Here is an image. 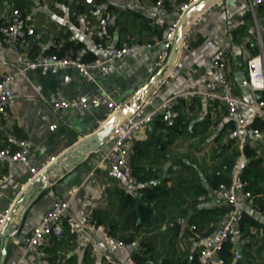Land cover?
Listing matches in <instances>:
<instances>
[{
	"label": "crops",
	"instance_id": "obj_1",
	"mask_svg": "<svg viewBox=\"0 0 264 264\" xmlns=\"http://www.w3.org/2000/svg\"><path fill=\"white\" fill-rule=\"evenodd\" d=\"M40 1L39 7L34 0H0V23L24 18L34 29V35L25 42L31 55L63 53L88 45L92 39L98 38L100 17L107 13L112 17L110 32L116 44L134 50L116 59L110 73L93 71V80H88L72 68L36 69L18 76L10 84L21 97L15 107L0 115V146L5 144L7 133L14 132L28 140L33 166L38 167L51 157H59L48 170L27 183L18 197L19 185L26 182L29 170L20 163H8L0 158V176L10 171L13 177L0 185V209L10 202L14 203L0 237V264H17L20 259L22 264H129L127 252L100 232L89 233V238L97 244V252L90 245L80 244L66 234L61 239H44L40 249L46 257L39 259L26 252L22 242L39 225L52 199L55 196L65 197L73 191L75 197L70 212L76 220L86 223L91 217L97 226L103 227L109 234L113 231L115 235L112 236L122 240L121 237L134 234V231L125 229L124 215L120 210L121 193L133 196L141 204L145 203L144 190L155 187L166 192L160 199L148 203L157 221L148 231L143 228L138 232L139 237L134 241L139 244L141 238L151 239L160 254L159 259L167 257L182 263L194 255L198 257L199 237L214 226L216 230L213 232L219 233L223 222L215 224L204 215V218L199 217V220L205 219L202 229L200 224L190 223L200 212L217 208V204L224 199L222 191L205 192L207 178L214 170V163H206V157L214 159L219 149H223L224 143L219 136L225 133L224 125L231 121L223 109L204 98H197L193 104L182 106L180 119L173 129L159 127V120L143 129L133 148L138 185L132 186L120 173L101 164L111 149L110 138L98 152L90 154L71 169L67 168V164L72 157L62 156L78 141L100 130L112 117L109 116V109L70 110L61 119L52 110V103L106 91L113 93L117 100L129 99L130 105L150 92L177 59L183 63V68L164 89L161 98L184 91L203 90L211 79L209 61L212 55L227 43L228 15L235 23V40L228 58L235 81L234 74L242 70L246 75L248 60L260 50L257 23L264 40V7L254 17L246 12L245 0H226L222 9L205 15L192 27L183 46L180 39L186 22L182 20L171 51L173 54L176 49L175 59L172 56L164 67L156 68L155 60L160 49L157 42L164 39L167 28L177 20L174 6L188 0H166L168 10L165 13L152 9L155 0H96L92 5L84 0ZM204 1L190 9L186 19L197 14L195 12ZM149 44L151 47L147 46ZM91 53L95 56L93 49ZM4 61L9 65H4ZM14 61L12 53L0 47V78L14 71ZM236 87L237 92L250 102L261 99L259 93H244L238 85ZM160 102L158 100L148 109ZM259 119L262 120L259 112L249 110L241 122L253 128V123ZM252 137L250 145L263 155L264 140L259 136ZM236 140L235 134L234 148ZM193 156L201 157L205 162L197 164ZM245 164V157L240 155L233 179L239 178ZM238 195L240 204L245 207L241 190ZM98 221L101 224H97ZM140 222L138 219L137 223ZM261 236L259 234L257 238ZM235 242L242 246L241 241Z\"/></svg>",
	"mask_w": 264,
	"mask_h": 264
},
{
	"label": "built area",
	"instance_id": "obj_2",
	"mask_svg": "<svg viewBox=\"0 0 264 264\" xmlns=\"http://www.w3.org/2000/svg\"><path fill=\"white\" fill-rule=\"evenodd\" d=\"M34 1L40 7L41 1ZM84 1L86 4L92 5L96 0ZM225 1L214 0L190 20L181 34L180 41L182 46L191 34L192 27L201 21L205 15L210 14L214 10L222 9ZM201 2L202 0H188L178 6H174L178 14L177 20L167 28L164 39L157 42L160 49L155 60L156 68L164 67L170 60L176 33L182 20L190 9L200 5ZM245 2L246 12L254 17L256 12L264 7V0H245ZM152 9L160 13L167 12L166 0H155L152 4ZM111 20L112 17L108 13L100 17L98 38L92 39L86 46L69 49L63 53H38L36 55H31L25 44L26 40L34 35V29L28 24L26 19L16 18L0 23V47L9 50L15 59L13 64L14 71L6 73L0 78V115L15 107L21 95L12 89L10 84L18 76L25 75L28 71L72 68L88 80H93V71L101 74L110 73L113 70V63L116 59L134 50L132 47H120L116 44L115 38L110 32ZM256 32L260 50L247 62L246 81L248 91L253 94L259 93L261 99L256 102H250L237 92V85L232 78L228 65V58L235 40V23L233 17L228 15L226 21L227 43L212 55L209 61L211 79L204 89L184 91L162 99L164 89L180 74L183 68V63L178 59L175 60L157 85L150 92L142 95L141 99L139 98L134 112L116 125L109 140L111 141V149L104 156L101 164H104L113 172L120 173L128 184L137 186L138 178L134 172L133 148L138 134L156 120L163 122L167 127L175 125L181 116L182 106L185 103L193 104L197 98H204L210 104L222 108L228 119L234 123L233 129L237 136L236 148L241 153V157L244 158V147L246 144L244 137L246 135L259 136L264 140V129L251 128L241 122L249 110L259 112L264 122V40L259 31L258 23ZM147 46L151 47L150 44ZM91 49L95 53L93 58H91ZM3 64L9 65L7 61H4ZM158 100H161V102L149 110V106H154ZM130 102L129 99L117 100L114 98L113 93L101 91L91 96L54 101L52 110L63 119L64 114L70 110L81 109L90 111L91 109L106 107L109 109V116L111 117L123 111ZM4 143L3 146H0V158L8 163H20L29 170L30 176L25 183L19 185L16 197L25 190L27 183L35 179L40 173L48 170L59 157H51L38 167H35L30 161L31 147L27 139L19 137L14 132H9L5 137ZM257 153L261 152L257 150ZM245 161L246 164L249 163V159H245ZM12 178L10 171L7 175L0 176V185L7 183ZM240 186L242 185L238 177L233 179L231 185L220 186L224 199L217 204V208L225 210L223 222L219 233L211 232L199 237L200 251L197 257L199 264H224L219 252L227 241L235 239L236 229L243 214L251 211L256 215H260L254 209V197L250 191L242 192L245 207L240 204L238 195L241 190ZM74 197L75 191L65 197L55 196L52 199L39 225L22 242L24 250L39 259L45 258L46 253L40 249L41 242L46 238L61 239L66 234H69L78 243L90 245L92 250L97 252V244L89 238V233L100 232L110 242L127 252V262L129 264H135L132 257L139 249L138 242H125L113 237L103 227L97 226L91 217L86 223H79L70 212V205ZM13 206L14 203L10 202L4 209H0V237L12 213ZM234 257L236 260L242 259L241 252L236 248V242ZM17 264H22V259Z\"/></svg>",
	"mask_w": 264,
	"mask_h": 264
},
{
	"label": "trees",
	"instance_id": "obj_3",
	"mask_svg": "<svg viewBox=\"0 0 264 264\" xmlns=\"http://www.w3.org/2000/svg\"><path fill=\"white\" fill-rule=\"evenodd\" d=\"M93 57L95 56L91 55V58ZM158 124L159 127H167L161 121ZM176 124L177 122L175 125L167 128L173 129L176 127ZM252 126L258 130H263L264 122L259 119ZM224 132L219 136L224 143L223 149H219V154L214 157L215 159L217 158L218 166L214 167L213 172L207 178L208 188L205 192H220L221 185H231L233 182L232 174L237 167L241 153L236 147L234 148L235 134L231 121H228L224 125ZM250 138L253 137L250 135L245 136L246 144L244 147V156L245 159H249V163L243 167L238 180L242 185L240 186L242 192L250 191L252 193L254 197V209L260 215H256L251 211L243 214L236 229L235 239L227 241L219 252V256L224 261V264H264V156L258 154V149L250 145ZM165 193V190L160 187L144 190L145 203L141 204H138L133 196L121 193L120 210L124 215L125 229L134 231V234L121 237L123 241L132 242L139 237L138 232L143 228H146L148 231L153 226L157 220L154 217L153 209L149 207L148 203L160 199ZM224 214V209L213 207L200 212L197 217L190 220V223L200 224V229H202L205 225L204 215H207L215 224H220L223 221ZM201 216L203 218L199 220ZM138 219L141 220L139 224L137 223ZM97 224L101 223L98 221ZM178 227L177 225V229ZM215 230L216 226L210 228L207 234ZM253 230L255 233H253ZM110 234L115 235L113 231H110ZM259 234H262L260 239L257 238ZM235 240L242 242V259L240 260H236L234 257ZM132 258L135 264H199L196 255L182 263H176L173 259L167 257L159 259L160 254L156 251L155 245L149 238H141L139 250L133 254Z\"/></svg>",
	"mask_w": 264,
	"mask_h": 264
},
{
	"label": "water",
	"instance_id": "obj_4",
	"mask_svg": "<svg viewBox=\"0 0 264 264\" xmlns=\"http://www.w3.org/2000/svg\"><path fill=\"white\" fill-rule=\"evenodd\" d=\"M214 0H205L203 4L197 9L195 13H198L201 11L203 8L208 6L210 3H212ZM196 14L191 15L189 18L186 19V17L183 19L185 20V25L190 22V20L195 16ZM175 59L176 57V49L173 51V54L171 53L170 60ZM234 79L236 81V84L241 88V90L244 93L248 92V87H247V81H246V75L245 73L241 70L237 73L234 74ZM137 107V100L131 103L130 105H127L126 108L113 115L103 126L100 130H98L96 133L89 135L87 137H84L80 141H78L75 145H73L72 148L67 150L63 157H72L70 160V163L67 164V168L71 169L73 168L76 164L84 161L87 156H89L92 153L98 152L108 141L110 138L112 131L124 119L129 116L131 113L134 112L135 108ZM7 246V242L5 245V249ZM236 248L241 251L240 243L236 242Z\"/></svg>",
	"mask_w": 264,
	"mask_h": 264
},
{
	"label": "rangeland",
	"instance_id": "obj_5",
	"mask_svg": "<svg viewBox=\"0 0 264 264\" xmlns=\"http://www.w3.org/2000/svg\"><path fill=\"white\" fill-rule=\"evenodd\" d=\"M192 158H193V160L196 161L197 164L201 163V161L203 163L205 162V160H202L201 157H198V156H193ZM207 161H209V163H214L213 167H215L217 165V160L215 158L212 159V158L206 157V163H207Z\"/></svg>",
	"mask_w": 264,
	"mask_h": 264
}]
</instances>
